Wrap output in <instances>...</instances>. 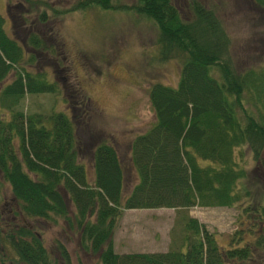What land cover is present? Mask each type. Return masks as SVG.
Wrapping results in <instances>:
<instances>
[{
    "label": "trees",
    "instance_id": "1",
    "mask_svg": "<svg viewBox=\"0 0 264 264\" xmlns=\"http://www.w3.org/2000/svg\"><path fill=\"white\" fill-rule=\"evenodd\" d=\"M22 1L29 3L25 11L35 3ZM253 1L264 7V0ZM18 4L24 5L6 3L10 34L0 14V84L13 72L0 86V106L9 110L8 118L0 116V174L19 213L26 219L56 222L60 217L74 223L80 246L97 252L101 264H264V186H246L248 171L238 159L246 145L255 172L264 175V118H256L243 102L264 109V67L235 69L230 38L214 9L188 0L191 16L185 19L172 0H136L135 11L157 26L160 57L178 56L181 63L175 86L154 82L148 87L153 121L130 141L126 167L115 144L92 140L90 131L87 137L79 135L63 111L47 117L25 111L27 93L57 88L44 73L27 70L21 62L33 59L35 51L46 56L52 48L58 53L57 44L47 42L59 40L45 10L29 19L19 11L17 17ZM91 5L113 7L112 0H76L59 12ZM62 66L54 64L53 73ZM58 78L67 90V76ZM78 155L88 158L87 164ZM61 191L72 202L73 219ZM194 205H237L242 228L221 246L214 232L187 213ZM158 207L181 212L175 244L166 251L117 253L112 234L122 212ZM39 237L27 223L7 233L23 264H69L61 243L56 245L58 261ZM0 264L14 263L2 255Z\"/></svg>",
    "mask_w": 264,
    "mask_h": 264
},
{
    "label": "rangeland",
    "instance_id": "2",
    "mask_svg": "<svg viewBox=\"0 0 264 264\" xmlns=\"http://www.w3.org/2000/svg\"><path fill=\"white\" fill-rule=\"evenodd\" d=\"M34 1L30 9L25 11L29 4L27 2L0 0V14L8 34L11 29L6 3L22 2L24 5L18 4L17 17L19 11L29 19L45 10L59 40L57 43L54 40L46 41L48 44H57L54 46L58 53L55 54L52 48L46 56L35 51L36 55L32 53L35 56L33 59L21 62V66L27 70L44 73L45 80L55 83L57 88L54 92L27 93L23 100L25 111L40 113L43 117L63 111L74 121L79 135L87 137L90 131L92 140H106L115 144L127 167L130 141L153 121L147 89L154 82L175 86L181 63L179 57H160L157 26L151 18L135 11L136 0H112L113 7L109 9L91 5L85 9L64 12L59 11L69 8L76 0ZM199 1L213 8L224 26L230 38L229 57L235 69L242 71L250 67H264V7L253 0ZM172 2L179 7L183 18L191 16L188 0ZM12 6L10 11L15 10ZM58 63L63 65L62 69L54 74V64ZM12 76L11 71L0 86L9 82ZM58 76H67L64 79L69 86L67 90L62 86L63 79ZM67 91L70 96L66 95ZM243 102L256 118H264L263 108L252 102ZM8 113V109L0 106V116L8 118ZM87 159L78 155V160L84 164H87ZM238 159L248 171L246 186L253 189L263 187L264 175L255 172L256 163L246 145L242 146ZM200 163L205 164L206 160H200ZM88 169L91 175L93 170L90 166ZM129 178L134 180V175ZM131 182L126 183V191L130 189ZM61 193L68 215L73 219L72 202L64 191ZM179 211L172 207L124 210L113 230L114 250L117 253L168 250L175 244L172 242L173 234L180 227ZM186 211L214 232L221 246H227L234 232L243 225L240 219L244 217L239 216L237 205H194ZM10 212L15 216L14 219ZM23 223L32 226L51 257L58 261L60 257L56 245L59 242L69 255V264H101L97 252H87L80 246L79 229L74 223L68 225L60 217L56 222L26 219L19 214L10 185L0 174V256L4 255L7 261L12 260L14 264L23 263L17 259L7 233Z\"/></svg>",
    "mask_w": 264,
    "mask_h": 264
},
{
    "label": "flooded vegetation",
    "instance_id": "3",
    "mask_svg": "<svg viewBox=\"0 0 264 264\" xmlns=\"http://www.w3.org/2000/svg\"><path fill=\"white\" fill-rule=\"evenodd\" d=\"M9 210H10V209H9ZM19 214H20V213H19ZM10 215H11L12 218L14 219L15 216H14L11 212H10ZM14 221H15V220H14ZM14 225H16V224H14ZM29 226H30V225H29ZM15 227H17V226H15ZM15 227H14V228H15ZM30 227H32V226H30Z\"/></svg>",
    "mask_w": 264,
    "mask_h": 264
}]
</instances>
